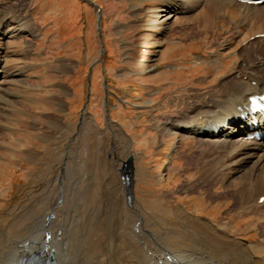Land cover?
<instances>
[{
  "label": "rangeland",
  "instance_id": "obj_1",
  "mask_svg": "<svg viewBox=\"0 0 264 264\" xmlns=\"http://www.w3.org/2000/svg\"><path fill=\"white\" fill-rule=\"evenodd\" d=\"M89 1L99 14L87 0H0V19L10 31L0 42L9 75L0 94V225L10 239L21 234L16 220L46 207V187L64 173L67 161L63 183L56 182L67 196L58 199L65 213L52 227L62 228L67 246L75 250L78 204L72 193L82 187L71 185L88 174L107 175V167L91 166V159L106 152L100 158L116 166L121 177L133 176L129 190L154 220H173L172 209L182 206L191 217L195 211L200 218L229 225L247 246L256 242L262 219L233 211L232 201L221 199V187L191 196L179 192L203 173L207 159L198 154L207 147L187 138L176 149L181 139L157 129L185 110L193 94L214 90L221 75L239 63L233 54L245 45L238 44V36L231 38L230 25L238 13L227 9L228 20L214 21L210 29L202 26V10L158 26L154 21L166 0ZM229 43L232 52L223 51L222 45ZM217 52L221 63H208ZM86 116L92 129L84 123ZM108 121L125 131L127 144L105 143L111 135ZM82 132L79 157L76 144ZM32 154L41 161H33ZM139 253L133 251V260Z\"/></svg>",
  "mask_w": 264,
  "mask_h": 264
},
{
  "label": "bare ground",
  "instance_id": "obj_2",
  "mask_svg": "<svg viewBox=\"0 0 264 264\" xmlns=\"http://www.w3.org/2000/svg\"><path fill=\"white\" fill-rule=\"evenodd\" d=\"M166 1L159 12L160 17L154 21L158 26L174 16L202 10V26L210 29L212 22L226 19L227 9L238 13L239 19L230 25L231 38L238 36V44L245 45L233 54L239 63L221 75L214 90L193 94L194 99L186 102L185 110L173 120H165L157 129H161V134L176 135L181 139L176 149H180L187 138H194L198 144L207 147L198 154L207 159L203 173L182 185L179 192L191 196L205 188L212 192L216 186L221 187L225 190L220 194L221 199L224 203L225 200L232 201L233 211L262 219L258 227L260 237L247 246L232 235L229 225L200 218L195 211L194 217H191L182 206L172 209L173 220L159 217L154 220L129 190L133 176L126 173L121 177L116 166L109 165L107 158H100L106 155L102 152V156L98 155L95 161L91 159V166L107 167L108 174H88L78 177V184L71 185L82 187L72 193L74 202L78 204L75 207L78 221L75 250L70 249V243V247L67 246L59 232L62 228L56 230L58 226L52 227L65 213L58 201L67 196H64L60 186L59 190L56 182L61 180L62 184L64 181L63 175L68 170L66 161L64 173L57 174L46 187L47 196L42 199V205L46 207L27 215V218L16 220L21 234L10 239L7 229L0 225V264H18L21 259L32 255L50 256L55 264H264V135L261 139L252 140L246 137L263 126L250 131L247 128L249 119L239 120L248 106V98L264 93V4L253 6L235 0ZM9 34L7 25L0 19V42ZM231 44H223L222 50L232 52ZM217 53L207 62L220 64L221 54ZM1 54L0 94L6 91L4 84L8 75L3 68ZM83 119L86 127L92 129L89 116ZM107 127L111 135L105 140L106 144L113 142L120 145L130 141L122 128L113 127L110 121ZM83 136L76 144L79 157L83 156L85 134ZM29 157L33 161H41L35 154ZM72 180L70 177L71 184ZM161 180L158 178V181ZM159 248L162 250L159 251ZM135 250L140 251V255L133 260ZM255 252L263 256H257Z\"/></svg>",
  "mask_w": 264,
  "mask_h": 264
},
{
  "label": "water",
  "instance_id": "obj_3",
  "mask_svg": "<svg viewBox=\"0 0 264 264\" xmlns=\"http://www.w3.org/2000/svg\"><path fill=\"white\" fill-rule=\"evenodd\" d=\"M87 98H88V94H87Z\"/></svg>",
  "mask_w": 264,
  "mask_h": 264
}]
</instances>
